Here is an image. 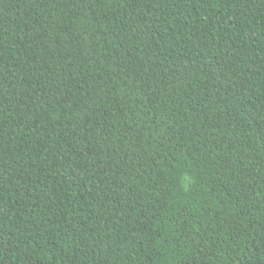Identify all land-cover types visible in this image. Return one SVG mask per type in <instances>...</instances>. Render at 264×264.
<instances>
[{
  "label": "trees",
  "instance_id": "obj_1",
  "mask_svg": "<svg viewBox=\"0 0 264 264\" xmlns=\"http://www.w3.org/2000/svg\"><path fill=\"white\" fill-rule=\"evenodd\" d=\"M0 264H264V0H0Z\"/></svg>",
  "mask_w": 264,
  "mask_h": 264
}]
</instances>
